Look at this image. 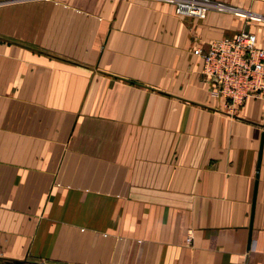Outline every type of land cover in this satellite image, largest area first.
Masks as SVG:
<instances>
[{
	"label": "crops",
	"instance_id": "crops-1",
	"mask_svg": "<svg viewBox=\"0 0 264 264\" xmlns=\"http://www.w3.org/2000/svg\"><path fill=\"white\" fill-rule=\"evenodd\" d=\"M220 1L0 0V264H264V104L192 52L264 0Z\"/></svg>",
	"mask_w": 264,
	"mask_h": 264
},
{
	"label": "built area",
	"instance_id": "built-area-1",
	"mask_svg": "<svg viewBox=\"0 0 264 264\" xmlns=\"http://www.w3.org/2000/svg\"><path fill=\"white\" fill-rule=\"evenodd\" d=\"M161 1L171 4L177 16L203 18L210 10L243 14L220 0ZM192 52L200 57V74L208 83L209 93L221 98L230 113L250 97L264 104V47L256 44L254 33L240 29L230 36L211 39L205 48L195 47ZM189 239L187 234L185 240Z\"/></svg>",
	"mask_w": 264,
	"mask_h": 264
},
{
	"label": "water",
	"instance_id": "water-1",
	"mask_svg": "<svg viewBox=\"0 0 264 264\" xmlns=\"http://www.w3.org/2000/svg\"><path fill=\"white\" fill-rule=\"evenodd\" d=\"M259 149H260V145H259ZM259 155V154H258ZM258 164V159H257V162H256V165Z\"/></svg>",
	"mask_w": 264,
	"mask_h": 264
}]
</instances>
